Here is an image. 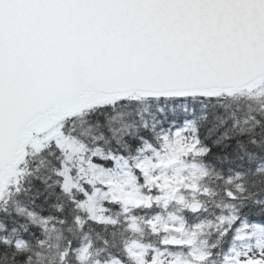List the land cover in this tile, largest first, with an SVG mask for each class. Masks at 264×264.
<instances>
[{"label": "snow or ice", "instance_id": "obj_1", "mask_svg": "<svg viewBox=\"0 0 264 264\" xmlns=\"http://www.w3.org/2000/svg\"><path fill=\"white\" fill-rule=\"evenodd\" d=\"M0 264H264V0H0Z\"/></svg>", "mask_w": 264, "mask_h": 264}]
</instances>
